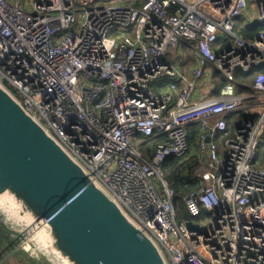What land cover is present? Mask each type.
<instances>
[{"label": "built area", "instance_id": "2783aa9c", "mask_svg": "<svg viewBox=\"0 0 264 264\" xmlns=\"http://www.w3.org/2000/svg\"><path fill=\"white\" fill-rule=\"evenodd\" d=\"M236 14L246 26L263 22L264 0H0V82L167 264H264V71L249 94L235 79L264 64V29L240 36ZM181 41L195 59L187 73L165 59ZM209 67L227 81L196 97ZM163 76L175 80L153 92ZM239 111L254 118L231 134ZM137 134L158 139L149 157ZM169 157L194 158L197 187L183 202L191 216L209 213L201 226L176 218L177 194L161 173Z\"/></svg>", "mask_w": 264, "mask_h": 264}, {"label": "water", "instance_id": "95a60500", "mask_svg": "<svg viewBox=\"0 0 264 264\" xmlns=\"http://www.w3.org/2000/svg\"><path fill=\"white\" fill-rule=\"evenodd\" d=\"M0 226L14 236L11 251L52 264H167L156 242L1 82Z\"/></svg>", "mask_w": 264, "mask_h": 264}, {"label": "trees", "instance_id": "16d2710c", "mask_svg": "<svg viewBox=\"0 0 264 264\" xmlns=\"http://www.w3.org/2000/svg\"><path fill=\"white\" fill-rule=\"evenodd\" d=\"M263 29H264V21L256 22L251 26H239V25L236 26L237 34L245 38H250L256 32ZM259 71H264V64L253 67L249 72H243L241 70L235 71V79L237 83L236 87H237V92L239 94H241L244 91L250 90V86L253 83L254 75ZM213 79L216 84L214 94H217L219 92V89L226 83L227 79L217 69H214L213 71ZM241 84H245L246 86L244 87ZM246 118L253 119L254 117L248 116L244 112L239 111L235 116V120L233 119L229 120V124L232 126V128H234L235 125L240 120ZM197 134H198V124L194 123L188 130L189 141L194 142L197 137ZM157 141L158 139L156 138L152 139L151 143L147 145V147L144 149L146 155H148L152 151ZM193 161H194L193 157H190L182 161L177 160L175 158H168L166 164L168 167L167 168L168 178L165 179L168 181V184L176 191L177 195L175 197V201L176 202L178 201V203L183 204V196L197 187L196 181L191 179V174L193 170L191 163ZM187 171L189 174H187Z\"/></svg>", "mask_w": 264, "mask_h": 264}, {"label": "rangeland", "instance_id": "374dc122", "mask_svg": "<svg viewBox=\"0 0 264 264\" xmlns=\"http://www.w3.org/2000/svg\"><path fill=\"white\" fill-rule=\"evenodd\" d=\"M247 10L251 11L250 7H247ZM235 24L239 25L241 24V17L240 15L236 14L235 15ZM187 50V51H186ZM191 48L184 42L181 41L180 45L175 48H168L166 53H165V59L169 61L171 64H175L178 67L183 66H188L184 64L191 63L192 59L189 55V52H191ZM187 54L188 58L185 59L184 61L182 60V54L185 53ZM183 61V62H182ZM175 80L172 77L168 76H163L154 79L153 81L150 82L149 87L153 92H158L160 89L164 88L166 85L168 86L172 81ZM171 81V82H169ZM246 84V83H245ZM15 94L19 97V93L15 91ZM132 142L136 143L142 148L143 150L147 147L149 143H151V140H147V138L143 135L137 134L136 136L132 137ZM197 149V148H196ZM146 157H149V155H145ZM169 158H174V157H169ZM167 161L168 159L163 163L162 165V175L164 178H168V170H167ZM180 202V201H179ZM176 205V218L178 221H183L186 225L191 226V227H198L201 226L203 223L208 221V218H210L209 213L207 212H202L201 215L199 216H191L186 207L184 206V202L178 203V201H175ZM7 235V236H6ZM14 236L8 235L6 230H2V227L0 226V264H25V262H22L20 259L22 251H11L12 247L15 246L14 241H13ZM17 250V249H16ZM18 252L20 253L18 255ZM16 255V256H15ZM19 261V262H17Z\"/></svg>", "mask_w": 264, "mask_h": 264}, {"label": "crops", "instance_id": "0c3cea01", "mask_svg": "<svg viewBox=\"0 0 264 264\" xmlns=\"http://www.w3.org/2000/svg\"><path fill=\"white\" fill-rule=\"evenodd\" d=\"M239 26H246L245 24H243L242 19H241V24H239ZM186 51H187V50H186ZM185 53H186V52H185ZM190 57H191V59H192L191 63L184 64V65H188V66H183V69H182V67L180 66L181 70H182L183 72H185V73L189 72L190 69H191V66L194 64V60H195L194 57L191 56V55H190ZM209 70H210V72H211V75H207V76L202 80L201 84H200L199 87L197 88V92H196V95H195L196 97H199V96H201V95H213V94H214V90H215V87H216L215 81H214V79H213V71H214V68L211 67V69H210V67H209ZM171 81H174V80H171ZM171 81H169V82H171ZM178 84L180 85L179 82H178ZM245 86H246V85L244 84V87H245ZM166 87H167V85H166L164 88L160 89L159 91L164 90ZM251 91H252V90H251V87H250V90H249V91H244V92H242L241 94H249ZM235 116H236V115L232 116V119H233V120H235ZM230 129H231V134H232L233 128H232L231 125H230ZM187 172H188V171H187ZM187 174H189V173H187ZM19 254H20V253L18 252V255H19ZM15 256H16V255H15ZM20 259H21L22 262H25V264H52V263H49V262H45L44 260H43V261H40V260H37V259L31 258V257H29L27 254H25L24 252L21 253ZM17 262H19V261H17Z\"/></svg>", "mask_w": 264, "mask_h": 264}, {"label": "bare ground", "instance_id": "6f19581e", "mask_svg": "<svg viewBox=\"0 0 264 264\" xmlns=\"http://www.w3.org/2000/svg\"><path fill=\"white\" fill-rule=\"evenodd\" d=\"M26 246H29V244L27 243V245Z\"/></svg>", "mask_w": 264, "mask_h": 264}]
</instances>
